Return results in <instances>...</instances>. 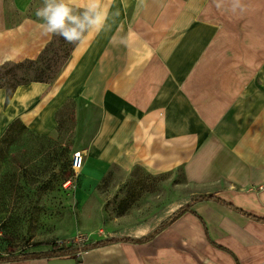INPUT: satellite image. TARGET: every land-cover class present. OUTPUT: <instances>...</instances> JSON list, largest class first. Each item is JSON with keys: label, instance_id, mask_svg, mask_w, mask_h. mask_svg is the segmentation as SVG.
Here are the masks:
<instances>
[{"label": "crops", "instance_id": "1", "mask_svg": "<svg viewBox=\"0 0 264 264\" xmlns=\"http://www.w3.org/2000/svg\"><path fill=\"white\" fill-rule=\"evenodd\" d=\"M103 3L111 31L75 44L55 81L21 85L10 99L0 88V138L17 122L53 135L73 100L83 189L130 155L152 174L180 170L189 197L85 245L117 242L0 264H264V0H242L235 12L232 0ZM41 6L0 0V66L36 60L53 42L37 27ZM119 25L128 43L113 46Z\"/></svg>", "mask_w": 264, "mask_h": 264}, {"label": "rangeland", "instance_id": "2", "mask_svg": "<svg viewBox=\"0 0 264 264\" xmlns=\"http://www.w3.org/2000/svg\"><path fill=\"white\" fill-rule=\"evenodd\" d=\"M73 47L55 36L46 58L60 57L58 71ZM74 116L70 100L53 135L17 124L0 140V256L83 245L187 201L180 170L152 174L130 155L114 162L90 190L81 183L65 188L76 146Z\"/></svg>", "mask_w": 264, "mask_h": 264}, {"label": "clouds", "instance_id": "3", "mask_svg": "<svg viewBox=\"0 0 264 264\" xmlns=\"http://www.w3.org/2000/svg\"><path fill=\"white\" fill-rule=\"evenodd\" d=\"M232 10L243 11L242 0H232ZM40 23L37 27L42 36H59L68 44H78L85 37L94 38L103 31H111L110 5L103 0H87L83 9L77 12L72 0H42V6L35 10ZM119 16V11L111 13L112 23ZM123 26H117L109 43L113 46L127 45L128 40L121 35Z\"/></svg>", "mask_w": 264, "mask_h": 264}, {"label": "trees", "instance_id": "4", "mask_svg": "<svg viewBox=\"0 0 264 264\" xmlns=\"http://www.w3.org/2000/svg\"><path fill=\"white\" fill-rule=\"evenodd\" d=\"M53 42H51V44L42 52V54L36 60H26L20 63L9 62L0 66V71L7 70L2 76H0V88H4L7 91L8 99H10L13 96L15 90L21 85H25L32 82L52 83L57 79L60 72L62 71L68 60L70 59L71 54H69L67 61L57 71L56 69L60 63V57L58 58V56H54L53 58H46V53L52 47ZM19 69L22 71H18ZM10 82H13L14 84H11ZM6 83L10 85H7ZM17 124L24 126L23 124L17 122L13 124L8 131H10L12 127H14V125ZM1 139L2 138H0V140ZM202 199H206V198H202ZM189 208L190 206H185L181 208L178 212H176L173 216H171L167 222L163 223L153 233L139 240H148L152 238L160 230L169 226L174 220H176ZM119 240L120 238H110L102 241L93 242L91 244H86V245L84 244L81 247H83L82 250L86 251L94 247L111 244ZM51 248L52 250H50L49 252H32V253H22L17 255L0 256V262L21 260V259L41 257V256L44 257L71 256L79 251L78 250L79 247L77 246L63 247L57 244H53Z\"/></svg>", "mask_w": 264, "mask_h": 264}, {"label": "built area", "instance_id": "5", "mask_svg": "<svg viewBox=\"0 0 264 264\" xmlns=\"http://www.w3.org/2000/svg\"><path fill=\"white\" fill-rule=\"evenodd\" d=\"M85 154L83 151L77 150L72 152L70 168L71 176L64 183L65 188H75L80 178L81 172L85 164Z\"/></svg>", "mask_w": 264, "mask_h": 264}]
</instances>
